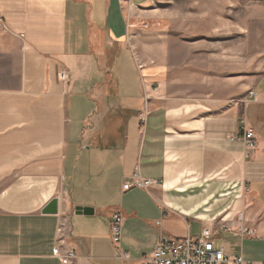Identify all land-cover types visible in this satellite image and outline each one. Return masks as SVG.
<instances>
[{
	"label": "crops",
	"instance_id": "1",
	"mask_svg": "<svg viewBox=\"0 0 264 264\" xmlns=\"http://www.w3.org/2000/svg\"><path fill=\"white\" fill-rule=\"evenodd\" d=\"M146 1L0 0V264H144L161 237L206 233L264 264V74L221 109L169 97L135 52L126 6ZM242 120L251 152L230 139ZM136 173L155 184L123 191Z\"/></svg>",
	"mask_w": 264,
	"mask_h": 264
},
{
	"label": "rangeland",
	"instance_id": "2",
	"mask_svg": "<svg viewBox=\"0 0 264 264\" xmlns=\"http://www.w3.org/2000/svg\"><path fill=\"white\" fill-rule=\"evenodd\" d=\"M126 10L137 12L136 55L162 70L169 97L221 109L264 74V0H147Z\"/></svg>",
	"mask_w": 264,
	"mask_h": 264
},
{
	"label": "built area",
	"instance_id": "3",
	"mask_svg": "<svg viewBox=\"0 0 264 264\" xmlns=\"http://www.w3.org/2000/svg\"><path fill=\"white\" fill-rule=\"evenodd\" d=\"M2 26V24H0ZM59 79L62 82H67L69 79L68 72L61 70ZM144 122V119H142ZM242 128L239 134L230 136L231 141L241 140L249 152L256 148L255 131L246 125L245 120L241 121ZM155 182L140 178L136 173L130 180L123 184V191H129L134 188L149 189ZM111 239L116 246L119 257L123 260H128L129 255L121 250L122 232H123V216L121 213H116L110 223ZM252 235V233L250 232ZM57 256H61L59 251H56ZM75 258L73 252H69L65 256H61L63 264ZM144 264H245L241 257L229 258L223 250H218L215 247V242L210 238L209 233L202 234L197 239H176L161 237L156 248L150 256H146Z\"/></svg>",
	"mask_w": 264,
	"mask_h": 264
},
{
	"label": "water",
	"instance_id": "4",
	"mask_svg": "<svg viewBox=\"0 0 264 264\" xmlns=\"http://www.w3.org/2000/svg\"><path fill=\"white\" fill-rule=\"evenodd\" d=\"M75 212L78 215H93V210L91 208H82V207H77L75 208ZM57 213V200H53L49 205H47L43 209V214H56Z\"/></svg>",
	"mask_w": 264,
	"mask_h": 264
}]
</instances>
